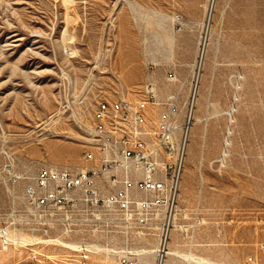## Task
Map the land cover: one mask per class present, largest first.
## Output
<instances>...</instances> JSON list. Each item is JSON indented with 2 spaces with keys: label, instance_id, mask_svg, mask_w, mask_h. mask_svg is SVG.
Returning a JSON list of instances; mask_svg holds the SVG:
<instances>
[{
  "label": "rangeland",
  "instance_id": "374dc122",
  "mask_svg": "<svg viewBox=\"0 0 264 264\" xmlns=\"http://www.w3.org/2000/svg\"><path fill=\"white\" fill-rule=\"evenodd\" d=\"M204 20L205 7L179 0H0V231L25 209L26 189L42 168L76 172L87 165V129L99 102L138 101L152 82L160 97L180 91L185 103L204 46L194 121L204 111L220 115L190 130L179 196L184 213L177 217L188 235H172L180 250L173 264H200L192 260L198 257L264 264V0H216L206 29ZM237 75L244 90L228 165L220 169L212 162L223 150V113ZM11 235L15 244L7 249L0 239V264H79V254L60 242L103 244L81 233ZM134 244L156 250L153 240ZM157 261L156 253L145 254L138 264ZM90 264H117V257L97 252Z\"/></svg>",
  "mask_w": 264,
  "mask_h": 264
},
{
  "label": "built area",
  "instance_id": "2783aa9c",
  "mask_svg": "<svg viewBox=\"0 0 264 264\" xmlns=\"http://www.w3.org/2000/svg\"><path fill=\"white\" fill-rule=\"evenodd\" d=\"M203 50L204 46L185 103L180 91L160 97L152 82L145 84L138 101L99 102L87 129V165L76 172L42 168L35 184L26 189L25 209L15 210L12 221L0 231L3 246L15 244L11 229L26 230L33 237L58 231L60 239L81 233L103 243L83 240L77 249L67 246L79 254V264H90V256L101 245L115 254L117 264H138L141 255L140 250H133L134 243L143 246L150 240L156 245L157 259L164 260L180 212ZM167 80L175 82L176 75L169 73ZM229 147L224 146L225 160L219 158L212 165L227 167ZM182 226L187 236L188 226ZM259 251L264 254V243Z\"/></svg>",
  "mask_w": 264,
  "mask_h": 264
},
{
  "label": "bare ground",
  "instance_id": "6f19581e",
  "mask_svg": "<svg viewBox=\"0 0 264 264\" xmlns=\"http://www.w3.org/2000/svg\"><path fill=\"white\" fill-rule=\"evenodd\" d=\"M215 4H216V0H210L208 2V4L206 5L205 20H204V23H203L204 29H206L208 21H210L211 18H212V14H213V11H214V8H215ZM200 67H201V69H203L202 66H200ZM202 76H203V72H201L200 81H201ZM243 79H245V78L237 75V76L231 77V80H230L231 85H232V87L234 89V95H233L232 104H231L229 110L226 111L225 113H223L225 115H228L229 123L227 125V130H226V134H225V138H224V144H223V150H222V153H221V156H220L221 160L222 159L225 160V156L227 154L226 151H225V154H224V146H225V144H228L229 146L232 145L231 135L233 134V130H232L231 123H232V120H233L234 113H235V111H237L236 103L241 100L240 92H241V90L242 91L244 90V83L242 82ZM194 114H195V112H194ZM219 115H220V113H217V114H214V115L210 116L206 112L205 116L203 118H196L194 122L204 121V123H206V122H209L211 119H213L215 117H218ZM228 152H229V150H228ZM215 162L216 161H213L212 164L215 163ZM201 165H202V163H201ZM201 165H200L199 169H201ZM201 181H202V183H204V177L203 176H201ZM180 210L184 213V210H182L181 208H180ZM176 226L179 227L184 232L183 226L181 224L176 222ZM61 244L65 245V246H68V247H75L74 245H71L72 243L71 244H66L64 242H61ZM102 251L110 252V249L109 248L107 249V248H105L103 246L98 247V251L97 252H102ZM152 253H156V250H154V249H146V250H142V251L139 252V254L141 256L145 255V254H152ZM178 255H179L178 250L173 249V248H169L164 260H159L158 259V261H157L158 263H156V264H169V261L173 257H176ZM192 260L197 261V263H200V264H215V263H212L211 261H209L208 259L202 258V257L192 258Z\"/></svg>",
  "mask_w": 264,
  "mask_h": 264
},
{
  "label": "crops",
  "instance_id": "0c3cea01",
  "mask_svg": "<svg viewBox=\"0 0 264 264\" xmlns=\"http://www.w3.org/2000/svg\"><path fill=\"white\" fill-rule=\"evenodd\" d=\"M180 3L186 7H189V6H196L198 7V9L201 10V8H204L205 7V13H206V5L208 4V2L210 0H179ZM185 20L187 21H194V20H197L199 21V17H197V19L193 18V17H186ZM206 77L208 78V72L206 73ZM203 77V76H202ZM207 100H208V95H207ZM205 116V111L200 113L199 115L196 116V118H203ZM195 125H199V124H203V125H206V127H208L209 125V122H206L204 123V121H201V122H194ZM204 184V183H203ZM189 198V195H187L185 192L181 195V201L182 203L185 202L186 200H188ZM180 208L182 210H184L181 206ZM181 229L179 227L176 226V228L174 229L173 231V234L174 237H176L178 235V231H180ZM182 231V230H181ZM169 248H173V249H176L180 252V250L178 249V246H177V243L175 240H173L170 245H169ZM176 258L178 257H173L170 261H169V264H173V262L176 260ZM209 260V259H208ZM211 261V260H209ZM212 263H215L213 261H211ZM217 264V263H215Z\"/></svg>",
  "mask_w": 264,
  "mask_h": 264
}]
</instances>
